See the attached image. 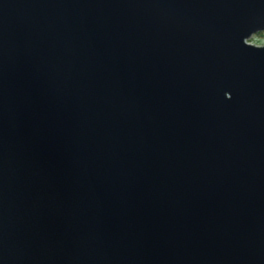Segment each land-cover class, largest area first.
Instances as JSON below:
<instances>
[{
	"label": "water",
	"instance_id": "water-1",
	"mask_svg": "<svg viewBox=\"0 0 264 264\" xmlns=\"http://www.w3.org/2000/svg\"><path fill=\"white\" fill-rule=\"evenodd\" d=\"M264 0H0V264H264Z\"/></svg>",
	"mask_w": 264,
	"mask_h": 264
},
{
	"label": "rangeland",
	"instance_id": "rangeland-1",
	"mask_svg": "<svg viewBox=\"0 0 264 264\" xmlns=\"http://www.w3.org/2000/svg\"><path fill=\"white\" fill-rule=\"evenodd\" d=\"M260 36H258V34L256 35V37H253L252 39L248 40L247 42L254 45V46H264V32L259 33Z\"/></svg>",
	"mask_w": 264,
	"mask_h": 264
},
{
	"label": "bare ground",
	"instance_id": "bare-ground-1",
	"mask_svg": "<svg viewBox=\"0 0 264 264\" xmlns=\"http://www.w3.org/2000/svg\"><path fill=\"white\" fill-rule=\"evenodd\" d=\"M262 32H264V31H262ZM259 33H261V32H258V33H255V34H253L252 35V37L250 38V39H252L253 37H256V35L258 34V36H260V34ZM260 37H262V36H260ZM247 45H252V44H250V43H246ZM254 46V45H253ZM255 47V46H254ZM256 47H263V46H256Z\"/></svg>",
	"mask_w": 264,
	"mask_h": 264
}]
</instances>
